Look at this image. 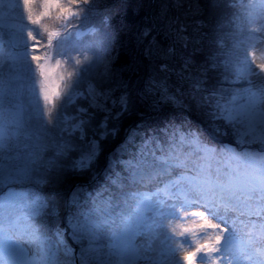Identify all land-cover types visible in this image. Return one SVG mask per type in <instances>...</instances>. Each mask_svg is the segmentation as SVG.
Returning a JSON list of instances; mask_svg holds the SVG:
<instances>
[{
	"label": "snow or ice",
	"instance_id": "1",
	"mask_svg": "<svg viewBox=\"0 0 264 264\" xmlns=\"http://www.w3.org/2000/svg\"><path fill=\"white\" fill-rule=\"evenodd\" d=\"M0 24V264H264V0H0Z\"/></svg>",
	"mask_w": 264,
	"mask_h": 264
},
{
	"label": "rangeland",
	"instance_id": "2",
	"mask_svg": "<svg viewBox=\"0 0 264 264\" xmlns=\"http://www.w3.org/2000/svg\"><path fill=\"white\" fill-rule=\"evenodd\" d=\"M7 23L9 22H5V24ZM46 23L50 27H52L51 23L49 22H46ZM234 23L236 24L235 20H234ZM5 24H0V57H2L3 54H6L7 52H10L13 50L12 44H11V39H12L11 32H13L14 29H11L5 26ZM36 30L38 31L39 29L37 28ZM237 31H238L237 28L234 26V31L231 33L230 45L228 48H226L225 52L232 46V44L234 43V39L238 38L232 35L233 33H236ZM256 52H257V56L264 54L259 49H256ZM11 63L12 61L0 58V75L9 71L8 65ZM19 83L22 84L23 87L21 88L14 103L19 106V110L22 111V115L24 119L27 120L29 113L31 112L34 105L38 102L39 103L42 102V100H39L38 96L34 95L30 91V87H29L30 82L28 80H22ZM40 107H43V105H40ZM196 238H201V233L197 232ZM177 239L179 242L184 243L186 247L189 246L193 242L191 236H188V237L180 236V237H177Z\"/></svg>",
	"mask_w": 264,
	"mask_h": 264
},
{
	"label": "trees",
	"instance_id": "3",
	"mask_svg": "<svg viewBox=\"0 0 264 264\" xmlns=\"http://www.w3.org/2000/svg\"><path fill=\"white\" fill-rule=\"evenodd\" d=\"M45 22L51 23L53 28H61L62 29V22L56 20L54 18V16L53 17H49ZM97 26L100 28V31L96 34V36L94 37V39H96V40H102V38H103V28L99 24V22H97ZM234 26H235V23H234V20H232L231 23L226 22L225 23V26H224V28L222 30L223 31V34H224L223 35V47H224V51L230 45L231 33L234 31ZM55 50L56 49H53V51H55ZM127 55H128V49L126 47V44L122 42L121 47L119 49V62L120 63H124L126 61V59H127ZM39 105H43V102H40ZM189 119L191 120L192 118L189 117Z\"/></svg>",
	"mask_w": 264,
	"mask_h": 264
}]
</instances>
